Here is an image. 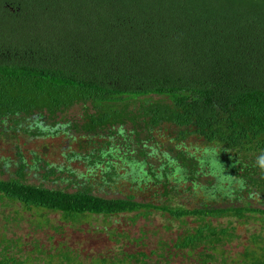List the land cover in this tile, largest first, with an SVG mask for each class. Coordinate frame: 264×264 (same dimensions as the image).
Returning a JSON list of instances; mask_svg holds the SVG:
<instances>
[{"label": "trees", "instance_id": "obj_1", "mask_svg": "<svg viewBox=\"0 0 264 264\" xmlns=\"http://www.w3.org/2000/svg\"><path fill=\"white\" fill-rule=\"evenodd\" d=\"M76 106L81 121L59 120ZM0 124L88 139V152L69 157L87 162V174L61 170L74 192L30 184L21 157L16 177H0L3 198L65 220L152 210L197 218L175 246L217 250L235 236L210 219L264 216V0H0ZM191 138L204 142L201 156L185 151ZM45 170L46 181L58 175ZM96 175L100 191L121 180L133 191L99 196ZM151 185L168 203L138 200ZM250 252L246 264H264L263 246Z\"/></svg>", "mask_w": 264, "mask_h": 264}, {"label": "rangeland", "instance_id": "obj_2", "mask_svg": "<svg viewBox=\"0 0 264 264\" xmlns=\"http://www.w3.org/2000/svg\"><path fill=\"white\" fill-rule=\"evenodd\" d=\"M84 115L85 108L76 106L59 120L77 122ZM0 126V177L3 179L16 177L21 157L28 164L27 180L30 184L74 192L75 188L69 182L72 176L61 170L70 168L78 175L87 174V162L69 161L72 153L88 152L80 148L82 142L86 144L88 141L86 137L75 132L56 137H32L23 132H11L9 125ZM161 134L168 136L164 131ZM96 140L103 142L104 139ZM205 148L203 141L191 138L184 149L201 156ZM152 162L157 167L161 165L160 160ZM46 163L58 169V175L47 181L44 178ZM212 166L216 172L221 169L215 164ZM134 169L137 176L138 166ZM92 179L95 192L102 197L119 198L130 194V189L133 191L128 180L120 181L124 186L122 189L100 191L101 178L96 175ZM150 187L135 193L139 201L158 205L168 203L170 198L163 196L162 189L154 185ZM194 203L193 200L184 205L190 207ZM253 203L254 207H260L257 202ZM77 217L71 221L65 220L61 213L36 208L29 211L0 195V260L7 257L23 264H246L244 255L247 252L258 246L264 247V216L261 215L249 216L245 220L231 217L210 219L214 227L229 228L235 237L217 245V250L200 247L195 251L178 249L175 244L199 228L201 222L197 218L177 220L168 213L155 210L149 215ZM254 238H258L257 242Z\"/></svg>", "mask_w": 264, "mask_h": 264}, {"label": "clouds", "instance_id": "obj_3", "mask_svg": "<svg viewBox=\"0 0 264 264\" xmlns=\"http://www.w3.org/2000/svg\"><path fill=\"white\" fill-rule=\"evenodd\" d=\"M257 164H258L261 168H264V154H261V155L257 158Z\"/></svg>", "mask_w": 264, "mask_h": 264}]
</instances>
